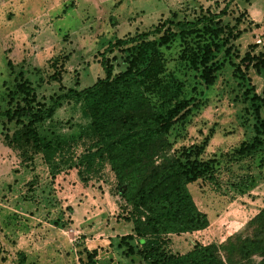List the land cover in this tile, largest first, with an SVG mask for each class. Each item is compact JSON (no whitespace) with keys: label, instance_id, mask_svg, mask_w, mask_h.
I'll return each instance as SVG.
<instances>
[{"label":"rangeland","instance_id":"rangeland-1","mask_svg":"<svg viewBox=\"0 0 264 264\" xmlns=\"http://www.w3.org/2000/svg\"><path fill=\"white\" fill-rule=\"evenodd\" d=\"M225 5L222 24L237 34L229 41L233 52H225L221 37L213 36L210 28L197 26L182 40L175 38L157 48L160 72L151 80L153 85H144L154 105L171 99L168 92L192 99L190 116L167 137L170 152L198 145L209 136L200 158L213 161L212 172L187 185L208 225L190 234L168 235L166 248L172 254H183L195 244L218 245L264 207V145L249 156L234 155L253 136L254 117L244 91L264 99V79L252 69L243 77L235 70V55L241 57L250 46L256 45L252 53L264 54V0L0 4V113L21 105L15 93L18 82L26 81L36 102L49 106L56 95L84 89L103 77L100 54L116 38L149 31L165 20L193 22ZM156 39L149 36L147 41ZM206 45L211 49L207 65L217 67L208 88L180 59L183 49L201 54ZM107 55L114 57L113 73L125 69V54L113 50ZM54 70L56 82L50 79ZM259 117L264 118V105ZM88 122L80 103L63 102L49 121L37 127L38 134L47 136L57 149L49 166L30 146L12 140L21 125L0 117V264H18L17 253H24V264H78L83 250L94 249L97 264L138 263L136 256H124V248L118 246L119 238L131 233V224L123 220L129 208L116 193L108 166L87 175L84 165L78 164L93 140Z\"/></svg>","mask_w":264,"mask_h":264},{"label":"trees","instance_id":"trees-1","mask_svg":"<svg viewBox=\"0 0 264 264\" xmlns=\"http://www.w3.org/2000/svg\"><path fill=\"white\" fill-rule=\"evenodd\" d=\"M3 1L6 0H0V4ZM225 13L226 5L218 13H206L193 22L165 20L149 31L116 38L100 54L98 63L103 77L91 86L68 89L45 106L36 102L26 81L18 82L15 93L20 96L21 105L16 103L13 110L0 113L6 121L15 120L21 125L12 140L30 146L50 166L57 149L47 136L38 134L37 127L49 121L63 102L82 105L93 140L78 164L84 165L87 175L98 173L105 164L108 166L116 183L115 191L129 208L123 220L131 224V233L121 236L118 246L124 248V256H136L137 264H264V207L241 230L218 245L195 244L183 254H172L166 248L168 235L190 234L207 227V217L194 205L187 185L210 175L213 161L200 158L209 136L198 145L170 152L172 144L167 137L190 116L192 99L177 98L168 92L171 99L154 105L146 96L144 85H153L151 80H156L160 72L157 48L175 38L182 40L185 32L197 26L210 28L213 36L221 37L225 52H233L229 41L236 39L237 34L222 24L221 16ZM154 35L156 42L147 41ZM255 47L250 46L251 50L241 57L235 55L238 59L235 70L243 77L252 69L264 79V54L252 53ZM113 50L126 55V67L121 72L113 73L114 57L107 55ZM210 54L207 45L201 48V54L190 49H183L180 54L187 68L197 72L205 88L212 85L217 70L207 65ZM50 79L59 80L57 71H53ZM244 96L254 117L253 136L234 151L237 158L249 156L264 145V118L259 117L264 99L249 95L247 90ZM133 240L135 246L124 243ZM83 255L78 264H97L95 249L83 250ZM17 258L18 264L25 263L23 253H17Z\"/></svg>","mask_w":264,"mask_h":264},{"label":"crops","instance_id":"crops-1","mask_svg":"<svg viewBox=\"0 0 264 264\" xmlns=\"http://www.w3.org/2000/svg\"><path fill=\"white\" fill-rule=\"evenodd\" d=\"M24 254V253H23ZM25 256V255H24ZM71 260V258H69V261ZM66 262L68 261V260H65ZM72 261V260H71ZM26 262V261H25Z\"/></svg>","mask_w":264,"mask_h":264}]
</instances>
